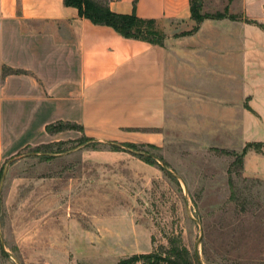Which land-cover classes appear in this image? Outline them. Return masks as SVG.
I'll return each mask as SVG.
<instances>
[{"label": "rangeland", "instance_id": "1", "mask_svg": "<svg viewBox=\"0 0 264 264\" xmlns=\"http://www.w3.org/2000/svg\"><path fill=\"white\" fill-rule=\"evenodd\" d=\"M196 1L201 14L241 6ZM21 128L5 127L1 154L20 144ZM48 130L0 157V264H116L140 253L168 264L174 250L191 264L196 251L204 264H264V173L245 170L231 133L172 120L158 141L113 150L72 123Z\"/></svg>", "mask_w": 264, "mask_h": 264}, {"label": "crops", "instance_id": "2", "mask_svg": "<svg viewBox=\"0 0 264 264\" xmlns=\"http://www.w3.org/2000/svg\"><path fill=\"white\" fill-rule=\"evenodd\" d=\"M190 1L108 2L154 19L164 35L155 44L94 24L63 0H0V152L5 127H23L0 157L47 140L55 122L110 144L158 141L181 119L201 120L221 139L264 142V0H233L241 6L226 9L237 18L199 23ZM244 168L264 173V156L249 150Z\"/></svg>", "mask_w": 264, "mask_h": 264}, {"label": "trees", "instance_id": "3", "mask_svg": "<svg viewBox=\"0 0 264 264\" xmlns=\"http://www.w3.org/2000/svg\"><path fill=\"white\" fill-rule=\"evenodd\" d=\"M110 1V0H109ZM101 2L98 0H63L65 6H71L77 9L78 15L90 20L94 24L106 25L113 28L118 34L128 38H135L148 41L150 43L161 44L164 38V35L155 28V20L149 18H142L135 14L134 11L131 13H117L110 9L108 2ZM135 3V2H134ZM200 5L196 0L190 1V13L191 18L199 23L204 18H222L229 16L230 18H237L236 15L228 14L227 11L216 12L214 14H201ZM9 72H23L21 70H13L10 68H5ZM3 69L2 75L7 74L8 72ZM67 123V122H60ZM76 125V124H74ZM51 124L46 125V130L49 131ZM80 130L82 127L76 125ZM50 132V131H49ZM86 137V136H85ZM87 140H92L89 137H86ZM97 143V142H95ZM99 143V142H98ZM122 144V143H121ZM262 142H248L242 148L240 155L243 156L247 151L253 149L256 152H261L264 154V151H261ZM36 147L34 151H41V148L47 147ZM110 148L113 150H119L117 143H111ZM47 151L42 150V157H48L46 155ZM233 186V185H232ZM232 194L234 195V187H232ZM174 258H168V264H191L192 260L189 257H184L179 251H172ZM171 252V253H172ZM162 259L156 253H140L133 254L129 257L119 260L116 264H135L136 262L143 260L145 264H161L159 260ZM164 260V259H162Z\"/></svg>", "mask_w": 264, "mask_h": 264}, {"label": "water", "instance_id": "4", "mask_svg": "<svg viewBox=\"0 0 264 264\" xmlns=\"http://www.w3.org/2000/svg\"><path fill=\"white\" fill-rule=\"evenodd\" d=\"M195 255H196V260H197L198 264H204V263L199 259V257H198V252H197V251L195 252Z\"/></svg>", "mask_w": 264, "mask_h": 264}]
</instances>
